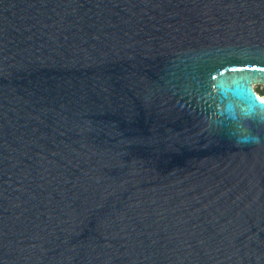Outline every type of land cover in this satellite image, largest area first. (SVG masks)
Masks as SVG:
<instances>
[{
  "label": "water",
  "instance_id": "95a60500",
  "mask_svg": "<svg viewBox=\"0 0 264 264\" xmlns=\"http://www.w3.org/2000/svg\"><path fill=\"white\" fill-rule=\"evenodd\" d=\"M233 80L260 99L264 0H0V264H264Z\"/></svg>",
  "mask_w": 264,
  "mask_h": 264
},
{
  "label": "clouds",
  "instance_id": "9594fccd",
  "mask_svg": "<svg viewBox=\"0 0 264 264\" xmlns=\"http://www.w3.org/2000/svg\"><path fill=\"white\" fill-rule=\"evenodd\" d=\"M232 85L228 91L238 103L220 104L218 116L231 124V131L237 144L260 143L259 136L251 133L249 122L252 120L264 122V101L258 98L250 84L233 80ZM216 93L217 96L223 94L220 88H217ZM212 123L218 126L220 120L214 118Z\"/></svg>",
  "mask_w": 264,
  "mask_h": 264
},
{
  "label": "rangeland",
  "instance_id": "374dc122",
  "mask_svg": "<svg viewBox=\"0 0 264 264\" xmlns=\"http://www.w3.org/2000/svg\"><path fill=\"white\" fill-rule=\"evenodd\" d=\"M258 90L264 92V86H256L255 91H258ZM262 99H264V98H262Z\"/></svg>",
  "mask_w": 264,
  "mask_h": 264
},
{
  "label": "trees",
  "instance_id": "16d2710c",
  "mask_svg": "<svg viewBox=\"0 0 264 264\" xmlns=\"http://www.w3.org/2000/svg\"><path fill=\"white\" fill-rule=\"evenodd\" d=\"M258 93V95L260 96V98H264V92L263 91H256Z\"/></svg>",
  "mask_w": 264,
  "mask_h": 264
},
{
  "label": "bare ground",
  "instance_id": "6f19581e",
  "mask_svg": "<svg viewBox=\"0 0 264 264\" xmlns=\"http://www.w3.org/2000/svg\"><path fill=\"white\" fill-rule=\"evenodd\" d=\"M262 101H264V99L260 98Z\"/></svg>",
  "mask_w": 264,
  "mask_h": 264
}]
</instances>
